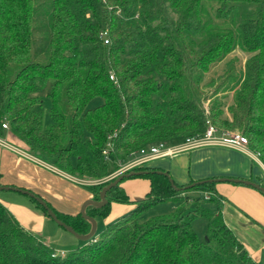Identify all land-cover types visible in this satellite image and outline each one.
<instances>
[{
  "label": "trees",
  "instance_id": "1",
  "mask_svg": "<svg viewBox=\"0 0 264 264\" xmlns=\"http://www.w3.org/2000/svg\"><path fill=\"white\" fill-rule=\"evenodd\" d=\"M237 49L250 55L244 70L229 61L223 75L206 83L212 67ZM49 83L45 127L41 93ZM227 92L229 117L221 97ZM96 99L101 104L91 108ZM209 123L241 132L264 164V0H0V129L7 124L38 159L100 181L110 176L109 164L116 171L132 152L203 134ZM156 171L162 170L145 165L124 173L148 172L124 179L108 191L104 207L90 205L86 214L107 218L113 203L134 209L66 253L42 242L0 202V264H260L226 224L217 182L173 186ZM119 176L82 186L100 201ZM137 177L150 181V191L133 201L122 183ZM45 202L77 234L91 232L81 213L63 214ZM164 202L196 208L181 205L168 217L143 219ZM198 218L209 221L203 241L193 226Z\"/></svg>",
  "mask_w": 264,
  "mask_h": 264
},
{
  "label": "crops",
  "instance_id": "2",
  "mask_svg": "<svg viewBox=\"0 0 264 264\" xmlns=\"http://www.w3.org/2000/svg\"><path fill=\"white\" fill-rule=\"evenodd\" d=\"M7 133L5 136L0 129V186L31 191L60 213L74 216L81 213L73 211V206L79 209L86 201L93 199L92 193L80 183L68 179V176L55 167L33 156L10 131ZM148 165L168 172L180 186L210 179H239L254 182L264 188L262 161L236 149L204 147L164 156ZM66 182L68 184L63 186ZM122 187L131 200H141L150 191V181L127 179L122 183ZM216 190L225 198L222 214L226 224L244 243L251 257L264 264V193L252 186L229 181L218 182ZM60 191L62 192L59 193ZM0 202L9 208L24 228L39 233V223L42 224L44 214L35 204L33 206L36 208L24 207L23 210L17 205H12L8 198L1 197ZM112 208L110 214L114 213L118 219L121 214L133 210L134 205L113 203ZM64 237L66 235L62 230L54 236ZM68 242L70 245L77 244L70 240Z\"/></svg>",
  "mask_w": 264,
  "mask_h": 264
},
{
  "label": "rangeland",
  "instance_id": "3",
  "mask_svg": "<svg viewBox=\"0 0 264 264\" xmlns=\"http://www.w3.org/2000/svg\"><path fill=\"white\" fill-rule=\"evenodd\" d=\"M249 57H250L249 54L243 52L240 49H237L231 55H229L224 61L219 62L212 67L211 71L206 76L205 82L208 83L211 80H217V78L219 76L223 75L227 69V64L229 61L235 62V68L237 71L244 70L245 63ZM50 89H51V83H49L47 85V87L44 89V91L41 93L43 106L40 109L42 110V112L44 114V125H45V127H48L51 124V119H50V115H49L50 101L48 99V93H49ZM221 97H222V102L224 104V109H225V113H226L225 116L229 117L230 115L227 112V107H229L233 103V94L231 92H227V93H224L223 95H221ZM99 104H101V100L96 99L95 101H93L90 104V107L93 108ZM3 132L5 133V136L8 135L7 130H4ZM108 168H109L110 173L114 172V166L112 164H109ZM60 172H62V171H60ZM62 173H64V175L68 176L67 177L68 179L74 180V181L80 183L81 185H97V184H102V183L108 182V180H106V179H108V177L105 178L104 180H100L98 183V181H96V180H81L80 178H76V177H74V179H73V178H71L73 176H71L65 172H62ZM49 174H52V173L49 172ZM135 179H144V178L137 177ZM110 180H112V179H110ZM67 184L68 183L66 182V183H64L63 186H66ZM4 187H6V186H4ZM61 192L62 191H60L59 193H61ZM1 197L2 198H8L12 205H17L19 208H22L23 210H24V207L32 209V206L34 204L31 201V199L29 198V196L23 195L19 192H15V191H0V199H1ZM75 197L77 198L76 192H75ZM202 198H204V196H202ZM82 205L78 209L77 206L75 207L72 204V206H73L72 210L75 212L76 211L81 212ZM122 205H127V204H122ZM181 205L186 208V211H192L196 208V204H194V203L164 202V203H161L159 205L152 207L147 212H145L143 219H150V218H154V217H168L174 211H176ZM202 205L204 207H207L211 211L215 210V205L210 203V202L204 201V199L202 201ZM127 206H130V205L128 204ZM33 208H36V207L33 206ZM61 209H62V207H61ZM125 210H127V209H125ZM112 211H113V208H112ZM131 211H128L125 214L120 213L121 214L120 216L127 215ZM40 212L42 214H44L41 210H40ZM120 216L118 218H120ZM95 220L97 222V232L95 234V238H97L104 231L106 225L115 222L117 220V218H116L115 214L112 213L107 218L96 217ZM208 225H209V221L206 218H198L193 223L194 229L197 232L201 241H203L207 235ZM39 230H40L39 233H36L34 231L33 232L38 236V238L42 242L47 243L46 241L49 240L51 243L48 242L47 244L52 246L56 251H59V253H62V252L66 253L72 249L82 247L88 242V241H82V240L77 239L74 235H72L71 232H69L65 229H62V227H60L52 218L46 216L45 214H44V219L42 221V224L39 223ZM59 230H62L64 232V234L66 235V237L54 238V236L57 235ZM69 240L71 242H75L77 244L76 245H70V243L68 242Z\"/></svg>",
  "mask_w": 264,
  "mask_h": 264
},
{
  "label": "built area",
  "instance_id": "4",
  "mask_svg": "<svg viewBox=\"0 0 264 264\" xmlns=\"http://www.w3.org/2000/svg\"><path fill=\"white\" fill-rule=\"evenodd\" d=\"M3 128L8 130V125L4 124ZM110 139H112V137H109V143L103 152L105 160L107 161L111 160L110 152L112 150V143L110 142ZM204 147L236 149L261 161L260 154L250 149L247 137H245L241 132L220 130L215 125L209 123L206 132L203 134L188 137L175 144H170L166 141L158 142L147 146L146 148L132 152L126 161L118 160V170H116V172L106 180L109 181L110 179L129 172L137 167L148 165L149 163L164 156H170L181 152H189ZM208 198L209 196L207 195L206 199Z\"/></svg>",
  "mask_w": 264,
  "mask_h": 264
},
{
  "label": "water",
  "instance_id": "5",
  "mask_svg": "<svg viewBox=\"0 0 264 264\" xmlns=\"http://www.w3.org/2000/svg\"><path fill=\"white\" fill-rule=\"evenodd\" d=\"M158 174H163L167 177H170V175L168 174V172H163V171H156ZM148 172H131L130 174H122L120 175L118 178H116L113 182H111L109 185H107L101 192V200L100 201H95V200H88L86 201L81 208V214L83 216V218H85L86 220H88L91 224H92V229L91 232L88 235L82 236L77 234L71 227H69L68 225H66L65 223H63L61 220L58 219V217L56 216V214L53 212V210L47 205V203L39 196H36L34 193L28 191V190H24V189H19V188H15V187H4V186H0V191H15V192H19L23 195H27L31 198H34L36 201H38L48 212V214L50 215V217L60 226L65 228L67 231L71 232L72 235H74L76 238H78L79 240L82 241H89L91 240L93 237H95V234L97 232V222L95 220V218L90 217L86 214V208L90 205L98 207V208H102L107 204V193L108 191H110L113 187H115L116 185H118L120 182H122L124 179L129 178L131 176H141L144 175ZM171 183L173 186L174 185V180L171 178ZM222 181H229V182H234V183H243L249 186H252L260 191H262L264 193V188L259 186L258 184H255L254 182L251 181H246V180H239V179H210V180H204V181H199V182H195L192 183L190 185L187 186V188H192L195 187L197 185H203L205 183H211V182H222Z\"/></svg>",
  "mask_w": 264,
  "mask_h": 264
},
{
  "label": "bare ground",
  "instance_id": "6",
  "mask_svg": "<svg viewBox=\"0 0 264 264\" xmlns=\"http://www.w3.org/2000/svg\"><path fill=\"white\" fill-rule=\"evenodd\" d=\"M90 241V240H89Z\"/></svg>",
  "mask_w": 264,
  "mask_h": 264
}]
</instances>
